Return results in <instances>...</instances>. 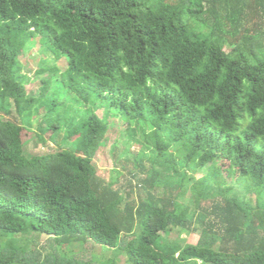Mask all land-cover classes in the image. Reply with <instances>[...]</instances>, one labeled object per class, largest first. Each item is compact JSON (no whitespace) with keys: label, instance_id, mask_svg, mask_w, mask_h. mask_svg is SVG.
<instances>
[{"label":"trees","instance_id":"16d2710c","mask_svg":"<svg viewBox=\"0 0 264 264\" xmlns=\"http://www.w3.org/2000/svg\"><path fill=\"white\" fill-rule=\"evenodd\" d=\"M119 253L264 264V0H0V264Z\"/></svg>","mask_w":264,"mask_h":264},{"label":"rangeland","instance_id":"374dc122","mask_svg":"<svg viewBox=\"0 0 264 264\" xmlns=\"http://www.w3.org/2000/svg\"><path fill=\"white\" fill-rule=\"evenodd\" d=\"M36 46H39L38 48L40 49H35L33 50L31 53L28 51L27 52V57L29 58V62H30V66L26 67V72L28 74H30L31 78H30V82L27 83L28 88L29 89H34V85L35 83H37L38 79H40V75H38L36 73V70L38 68V63L39 61H34L33 57H37L39 55H42L45 51V54L48 52V50H44L43 51V47H41V45H39V43H36ZM41 47V48H40ZM47 58L50 60L49 63H47L48 65H55L57 66V62L58 65L61 67L62 70H65L67 68V63L65 59H62V61H57V58L55 57V55L53 53H47ZM37 60V59H36ZM56 61V62H55ZM55 63V64H53ZM102 111L99 110L98 114L102 116ZM113 118L116 119V117H112L109 118V121L112 122ZM128 124L126 122H123L122 127H119V130L115 127H113L114 129L111 130L110 133H108L107 135V139L104 143V145H102L100 147V149L98 150L96 156H95V163L99 169V171L104 175V176H109L110 174V170L113 169L114 166V160L111 156V151H112V147L115 143H122L120 144V147L122 148L123 145L125 144V138L127 137V133H126V128H127ZM137 138L140 140V142H142V138H141V134L140 132L137 133ZM59 141V139H57ZM55 140H49L45 143L40 142L36 139L30 141V143L27 145V149L29 151V153H42V152H46L48 149L51 148H55V146L57 145L58 141ZM139 143L137 142H133L131 144V149L134 153H137L140 151L139 149ZM126 155V154H124ZM123 160H125V156L123 158ZM128 163V162H126ZM128 164H130V166L132 165V162L130 161ZM125 181V180H123ZM176 237L178 235H175ZM181 239H184L187 242H191V243H195L198 241V235H189L188 233L184 232L181 233L180 235ZM45 239V238H44ZM78 252L74 253V255H76ZM92 254V253H91ZM93 257L98 258L100 256V252H95V254L93 253L92 255ZM115 261L117 264H128L127 263V256L125 253H119L115 256Z\"/></svg>","mask_w":264,"mask_h":264}]
</instances>
